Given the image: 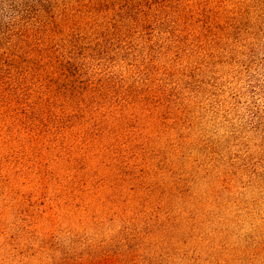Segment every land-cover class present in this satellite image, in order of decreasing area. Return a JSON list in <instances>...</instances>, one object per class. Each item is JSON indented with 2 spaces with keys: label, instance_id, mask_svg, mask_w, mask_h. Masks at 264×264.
I'll use <instances>...</instances> for the list:
<instances>
[{
  "label": "rangeland",
  "instance_id": "1",
  "mask_svg": "<svg viewBox=\"0 0 264 264\" xmlns=\"http://www.w3.org/2000/svg\"><path fill=\"white\" fill-rule=\"evenodd\" d=\"M19 5L0 264H264V0Z\"/></svg>",
  "mask_w": 264,
  "mask_h": 264
},
{
  "label": "trees",
  "instance_id": "2",
  "mask_svg": "<svg viewBox=\"0 0 264 264\" xmlns=\"http://www.w3.org/2000/svg\"><path fill=\"white\" fill-rule=\"evenodd\" d=\"M19 4L20 0H0V45L6 33H9L6 32L9 27L8 25L15 18L13 13H18Z\"/></svg>",
  "mask_w": 264,
  "mask_h": 264
}]
</instances>
